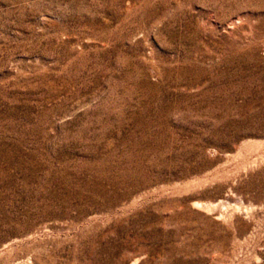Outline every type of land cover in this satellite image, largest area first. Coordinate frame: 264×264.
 I'll return each mask as SVG.
<instances>
[{
  "label": "rangeland",
  "instance_id": "1",
  "mask_svg": "<svg viewBox=\"0 0 264 264\" xmlns=\"http://www.w3.org/2000/svg\"><path fill=\"white\" fill-rule=\"evenodd\" d=\"M0 264H264V0H0Z\"/></svg>",
  "mask_w": 264,
  "mask_h": 264
}]
</instances>
